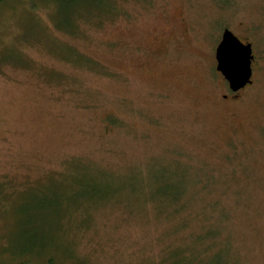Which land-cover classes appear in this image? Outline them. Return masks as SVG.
I'll use <instances>...</instances> for the list:
<instances>
[{"label": "rangeland", "instance_id": "374dc122", "mask_svg": "<svg viewBox=\"0 0 264 264\" xmlns=\"http://www.w3.org/2000/svg\"><path fill=\"white\" fill-rule=\"evenodd\" d=\"M4 1L0 247L264 264V0ZM225 28L252 44L238 92L216 68ZM171 185L182 199L158 201Z\"/></svg>", "mask_w": 264, "mask_h": 264}, {"label": "trees", "instance_id": "16d2710c", "mask_svg": "<svg viewBox=\"0 0 264 264\" xmlns=\"http://www.w3.org/2000/svg\"><path fill=\"white\" fill-rule=\"evenodd\" d=\"M55 1L58 2L61 6H65L68 9L71 8V6L77 2V0H55ZM29 4H30V7H32V9L35 8V5H32L31 3ZM3 5H5V1L0 0V6H3ZM113 12H111L110 14H112ZM114 17L115 15L109 16L108 18L114 19ZM184 175H185V172H182L181 176H184ZM162 189L163 191L167 192V196L169 197H163L161 199H158V201L167 199L166 202L170 203V201H180L182 199L183 194L180 193L181 192L180 188L176 190V188H174L171 185L170 187H167V188L165 187ZM193 198H191V202H193L192 200ZM161 202H164V201H161ZM188 207L185 206V207L179 208V210L180 212H184V211L186 212L188 211L187 210ZM207 208L208 207H206V209ZM205 212L206 211L203 210V212H200L199 214L202 220L205 217L207 218L208 216V212L206 213ZM205 223L208 225H212L215 223V221H212L211 218H209ZM185 225H186V221L184 222V226ZM211 230L212 232H210L209 230L208 236H211L212 238L217 233L215 230L213 229ZM42 238H43L42 235H39L38 233L31 235V237L29 238H24L21 242H19V246L18 248H16V250H14L12 240H10L9 242V240L6 239V243L0 247V264H61L54 254L52 253L48 254L45 252L46 247L49 246V243L48 245L45 244Z\"/></svg>", "mask_w": 264, "mask_h": 264}, {"label": "water", "instance_id": "95a60500", "mask_svg": "<svg viewBox=\"0 0 264 264\" xmlns=\"http://www.w3.org/2000/svg\"><path fill=\"white\" fill-rule=\"evenodd\" d=\"M215 58L216 68L229 82L231 91L237 92L252 83V44L243 42L229 28L222 32Z\"/></svg>", "mask_w": 264, "mask_h": 264}, {"label": "flooded vegetation", "instance_id": "af4514ba", "mask_svg": "<svg viewBox=\"0 0 264 264\" xmlns=\"http://www.w3.org/2000/svg\"><path fill=\"white\" fill-rule=\"evenodd\" d=\"M249 85V84H248ZM238 92V91H237Z\"/></svg>", "mask_w": 264, "mask_h": 264}]
</instances>
